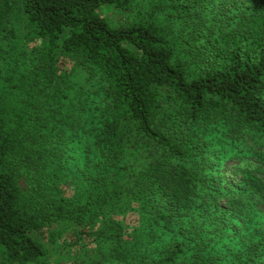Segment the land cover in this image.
<instances>
[{
    "label": "trees",
    "instance_id": "obj_1",
    "mask_svg": "<svg viewBox=\"0 0 264 264\" xmlns=\"http://www.w3.org/2000/svg\"><path fill=\"white\" fill-rule=\"evenodd\" d=\"M156 4L0 0V264H264V0Z\"/></svg>",
    "mask_w": 264,
    "mask_h": 264
},
{
    "label": "rangeland",
    "instance_id": "obj_2",
    "mask_svg": "<svg viewBox=\"0 0 264 264\" xmlns=\"http://www.w3.org/2000/svg\"><path fill=\"white\" fill-rule=\"evenodd\" d=\"M158 0H131V5H130V11L128 12V10L126 11V13H121L119 11H111L110 13H105L107 15V17H115L117 19L118 22H128L130 19L129 18H135V17H140L142 16L148 9H151L152 7H154V16L158 19V4H156ZM162 2V1H160ZM156 6V7H155ZM156 9V10H155ZM166 9H162L159 10L161 14L164 13ZM128 13V16H127ZM112 16V17H111ZM19 184L21 187H23L25 189L26 184L24 182V180L22 178L19 179ZM66 262L72 263L71 260H67Z\"/></svg>",
    "mask_w": 264,
    "mask_h": 264
}]
</instances>
